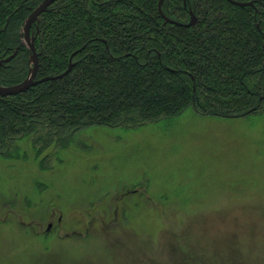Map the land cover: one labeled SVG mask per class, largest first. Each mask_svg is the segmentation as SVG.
I'll return each mask as SVG.
<instances>
[{"label":"rangeland","instance_id":"rangeland-1","mask_svg":"<svg viewBox=\"0 0 264 264\" xmlns=\"http://www.w3.org/2000/svg\"><path fill=\"white\" fill-rule=\"evenodd\" d=\"M18 145L0 159V264H264V115L92 126L50 170Z\"/></svg>","mask_w":264,"mask_h":264},{"label":"trees","instance_id":"trees-1","mask_svg":"<svg viewBox=\"0 0 264 264\" xmlns=\"http://www.w3.org/2000/svg\"><path fill=\"white\" fill-rule=\"evenodd\" d=\"M56 0L31 28L43 81L0 97V159L21 157L30 137L41 170L92 126L133 129L192 109L200 115H264V0ZM42 0H0V86L32 66L22 43ZM192 10L196 22L183 26ZM162 14L180 24L165 22ZM47 234V233H46Z\"/></svg>","mask_w":264,"mask_h":264},{"label":"water","instance_id":"water-1","mask_svg":"<svg viewBox=\"0 0 264 264\" xmlns=\"http://www.w3.org/2000/svg\"><path fill=\"white\" fill-rule=\"evenodd\" d=\"M55 1L56 0H42V2L34 10H32V12L25 19V22L23 25L22 43L25 44L30 51V61H31L32 66L29 70L27 77L22 82H20L18 84L10 85V86H0V97L15 95V94H18L20 92L25 91L26 89H28L31 86H34L38 83H41L43 81L61 78V77L65 76L67 73H69V71L72 69V67L74 65V63L72 62V57L78 50H76L75 52H73L71 54V56L69 58L68 67L66 68V70L64 72H62L58 75H54V76H45L42 78H36V72L38 69V54L35 50L34 36L31 34V27H32L33 23H35L37 21L39 15L41 13L47 11L49 5H51ZM183 1L185 2V0H183ZM228 1L237 5V6H241V7L247 6V5H253L252 1H246V2H241V1H236V0H228ZM162 2H163V0H158V10L159 11H161ZM189 14H190L189 21L187 23L181 24V25L192 26L195 24L196 17L194 15L193 11L189 10ZM162 16L165 18V22L180 24L174 20H171V19L165 17L163 14H162ZM263 48H264V43H263ZM15 54H16V50H14L13 53L11 55H9L8 57H6L5 59L0 60V64L3 61L10 60L12 57H14ZM49 228H50V224H48L46 231L49 230Z\"/></svg>","mask_w":264,"mask_h":264},{"label":"flooded vegetation","instance_id":"flooded-vegetation-1","mask_svg":"<svg viewBox=\"0 0 264 264\" xmlns=\"http://www.w3.org/2000/svg\"><path fill=\"white\" fill-rule=\"evenodd\" d=\"M47 10H48V9H47ZM39 16H40V15H39ZM37 20H38V19H37ZM36 22H37V21H36ZM36 22H35V23H36ZM35 23H33L32 27L34 26ZM32 27H31V28H32ZM31 34H32V31H31ZM32 35H33V34H32Z\"/></svg>","mask_w":264,"mask_h":264}]
</instances>
